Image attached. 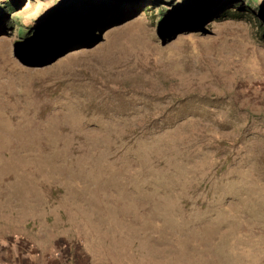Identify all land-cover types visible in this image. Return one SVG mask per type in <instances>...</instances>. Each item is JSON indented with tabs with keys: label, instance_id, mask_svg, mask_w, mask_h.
Masks as SVG:
<instances>
[{
	"label": "rangeland",
	"instance_id": "1",
	"mask_svg": "<svg viewBox=\"0 0 264 264\" xmlns=\"http://www.w3.org/2000/svg\"><path fill=\"white\" fill-rule=\"evenodd\" d=\"M0 264H264V0H0Z\"/></svg>",
	"mask_w": 264,
	"mask_h": 264
}]
</instances>
